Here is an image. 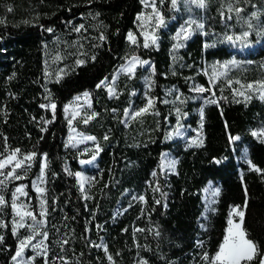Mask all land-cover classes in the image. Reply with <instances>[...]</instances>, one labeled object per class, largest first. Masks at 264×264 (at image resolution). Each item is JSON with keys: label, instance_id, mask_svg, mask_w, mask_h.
Segmentation results:
<instances>
[{"label": "trees", "instance_id": "obj_1", "mask_svg": "<svg viewBox=\"0 0 264 264\" xmlns=\"http://www.w3.org/2000/svg\"><path fill=\"white\" fill-rule=\"evenodd\" d=\"M156 3L169 20L180 18L171 0ZM38 4L37 23L16 28L0 22V162L34 154L26 177L10 181L0 196L8 213L22 184L30 212L44 220L45 253L34 264H215L229 219L239 221L232 215L236 206L245 211L243 230L256 245L243 264H261L264 140L253 133L264 128V99H243L237 91L264 82V0H204L188 11L203 27L180 50L166 33L159 48L144 47L137 29L143 0ZM260 43L244 55L233 51ZM131 57L153 64V103L126 122L130 107L146 104L143 72L121 75L112 98L101 84ZM214 66L222 75L212 85ZM196 85L204 93L195 92ZM82 94L94 114L80 126L99 146L87 153L67 145L64 107ZM183 126L194 130L196 145L174 140ZM165 153L177 160L173 173L161 168ZM94 155L97 166L82 191L75 173ZM43 162L41 216L33 180ZM209 183L220 190L213 212L203 202ZM13 230L8 217L0 220V264H15L20 238Z\"/></svg>", "mask_w": 264, "mask_h": 264}, {"label": "rangeland", "instance_id": "obj_2", "mask_svg": "<svg viewBox=\"0 0 264 264\" xmlns=\"http://www.w3.org/2000/svg\"><path fill=\"white\" fill-rule=\"evenodd\" d=\"M148 6H145V5ZM144 9L137 17V29L138 32L143 37V43H148L149 46H154L155 48H159L163 33L168 34L172 40V47L176 50H180L185 44L190 41L196 31L201 29L199 25H202L200 17L197 15H193L188 13L189 10L196 8H202L199 6L198 0H177L176 5L173 6V9L179 13L180 18L176 17L170 19L168 17L163 16L160 8L158 7L156 0H143ZM153 5L155 10L153 9ZM9 8L11 11H9ZM38 0H0V22L9 24L16 28H23L29 26L31 24L37 23L38 21ZM162 18V22H161ZM186 29L185 32H181V29ZM132 34V33H131ZM187 37V38H185ZM129 39V38H128ZM136 37L132 34V39H129L130 43H135ZM153 41H155L153 43ZM257 44L255 46L249 47V49L236 48L233 49L236 53L245 54L248 51L256 50ZM133 58L136 59V63L131 72L122 71L123 68L128 66L129 61H132ZM138 71L143 72V93L142 97L146 100L145 106L142 108H147V111L152 106H148L149 99L152 100L150 96V89L152 85V76L154 73L153 64L149 61H144L138 57L129 58L124 64H122L117 71L114 73L112 79L105 80L101 87L104 88L108 95L112 98L117 95L116 84L117 80L121 75L134 76ZM222 72L219 71L217 66H214L209 71V79L212 82V85L215 84ZM251 88L248 86H241L237 95L242 97L243 99H248L254 96H257L261 99H264V82H259L256 84H251ZM111 89V91H109ZM200 89H204L200 85H196L194 87L195 92L204 93V91H200ZM138 95V92L136 93ZM79 97V99H77ZM153 101V100H152ZM92 105L90 98L88 95L82 94L76 96L71 103L67 104L64 109L67 117L70 122L69 134L67 137V145L72 148L82 149L84 153L92 152L96 149H99L96 138L90 133L83 131L81 129V124L93 116ZM67 109V110H66ZM138 105L130 107L125 115V121L130 122L135 117V113L139 111ZM146 112V111H145ZM143 113V112H142ZM194 130H192L189 126H183L177 130L174 134V140L182 142L186 147L191 145H196L198 143V136L193 135ZM260 139L264 140V128L256 130L254 132ZM87 137H94L95 140H89ZM16 160L22 161L21 167L16 168V175L21 176V179H15L13 177H7L6 174H0V192L4 193L8 187V183L10 181H20L24 177H26V171L28 166L31 163V160H24L15 157L9 164L0 169V172H4L6 168L11 167L14 168ZM4 161V160H3ZM82 161H90L89 163H81ZM98 157L95 156V159H83L80 161V176L84 179L83 190L90 184L92 180V175L88 172L96 168ZM175 162V167L172 168L170 165L172 162ZM2 162V161H1ZM177 160L176 158L169 154L165 153L163 155L161 168L163 172L173 173L176 170ZM44 167L45 163L43 162V169L41 170L38 177L33 180V185L35 187L36 192L39 196L40 207L41 210L45 209V200H44V183H45V175H44ZM77 173V172H76ZM75 173V174H76ZM76 177L79 188L81 189V179L80 177ZM20 187L22 188V192H17L16 189ZM37 188L42 189V192H38ZM219 188L216 187L213 183H209L207 187L203 191V202L207 209V212H213L214 207L217 203V198L219 195ZM25 192L22 184H19L15 187L13 191L12 204L8 213L5 211L6 203L0 204V220H4L6 217L11 221L13 225V229H15V233L19 236L20 242L21 240H27V238L32 237L31 241L26 244L23 248L22 256L18 257L15 261V264H34V258L36 256H42L45 253V238L43 236L44 232V220H33L31 216L26 215V213H31L28 205L24 201ZM43 201V204H42ZM15 204V207H13ZM40 210V211H41ZM23 216V226H18L21 224V215ZM9 215V216H8ZM44 216V215H43ZM234 216V215H233ZM238 217V216H237ZM232 220L236 223L239 221ZM42 221V223H41ZM230 227V225H229ZM228 227V228H229ZM243 227V226H242ZM227 235V233H226ZM20 248V243H19ZM28 253H34L33 256H29ZM216 264V261H215Z\"/></svg>", "mask_w": 264, "mask_h": 264}, {"label": "snow or ice", "instance_id": "obj_3", "mask_svg": "<svg viewBox=\"0 0 264 264\" xmlns=\"http://www.w3.org/2000/svg\"><path fill=\"white\" fill-rule=\"evenodd\" d=\"M177 0H171V3L173 6L176 5ZM199 6L203 7L204 6V0H198ZM145 6H148L147 4ZM153 9L154 5H153ZM9 11H11V9L9 8ZM240 10L237 9V12H239ZM161 22H162V18H161ZM251 26V25H250ZM81 27H83L81 25ZM199 27H203L202 25H199ZM49 31H51V29H49ZM186 29L182 28L181 32H185ZM244 36H247L248 33L245 32L243 34ZM187 38V37H185ZM129 39H132V34H129ZM228 40H232V37L229 36L227 37ZM155 41H153L154 43ZM148 43L145 42L144 47H148ZM136 59L133 58L132 61H129L128 66H126L125 68L122 69V71H127V72H131L133 70V67L136 63ZM78 63H81L78 61ZM99 86V85H98ZM249 87L251 88L252 86L249 85ZM109 91H111V89H109ZM200 91H204V89H200ZM87 95V94H85ZM77 99H79V97H77ZM214 102V101H213ZM153 101L151 99H149L148 101V106L150 107L152 105ZM42 107H44L42 105ZM56 105L52 104L51 108L53 109V112L55 110ZM67 110V109H66ZM147 111V108L141 109L139 111H137L135 113V116H139L141 115L142 112ZM201 115H203V113L201 112ZM87 122V121H85ZM253 135H255V133H253ZM107 138V137H105ZM87 139L89 140H95L94 137H87ZM234 139H238V137L234 138ZM16 153L19 152V149L15 150ZM33 155H28L24 157V160H31L33 158ZM13 159H15V154H13L12 156H9L7 159H5L4 161L0 162V169L5 168L10 161H12ZM46 159V157H45ZM92 159H95V155L92 157ZM90 161H82L81 163H89ZM22 164V161L20 160H16L15 162V166L12 169V171L8 172L6 174V178L7 177H13L15 179H21L22 177L19 175H14L15 174V169L16 168H20ZM30 166V165H29ZM172 168L175 167V162L173 161L170 165ZM256 171H260V169H254ZM0 174H4L2 172H0ZM77 177H80L81 179V190H83V186H84V179L80 176V173L77 172L75 174ZM2 183V182H0ZM17 192H22V188L18 187L16 189ZM38 192H42L43 190L40 188H37ZM4 198L2 196H0V204H3ZM43 204V201H42ZM13 207H15V204H13ZM247 208V201H245V205H244V209ZM18 215H21L19 212L17 213ZM41 216L45 215V212L43 211V209L41 210ZM26 215L31 216L33 220L36 219L35 215L32 213H26ZM232 215L234 216H238L239 217V222L236 223L234 222L232 219H229V225L230 227L227 229V235L224 237L223 240V244L221 245L219 251L217 252L216 256H215V261L216 264H243V262L246 261H251L254 257V255L256 254V245L251 241L248 240L246 238V232L243 230V222H244V215H245V211L243 209H241L239 206H236L233 208L232 211ZM23 216L21 215V224H19L18 226H23ZM42 223V221H41ZM14 234H15V229L13 230ZM44 238H47V233L43 234ZM32 237L27 238V240H21L20 242V248L17 250L15 256L13 257L14 260H16L18 257L22 256V252H23V248L26 246L27 243H29L31 241ZM3 237L0 236V242H2ZM65 243H67V241H65ZM109 259H111V257H109ZM261 264H264V259L261 260Z\"/></svg>", "mask_w": 264, "mask_h": 264}]
</instances>
